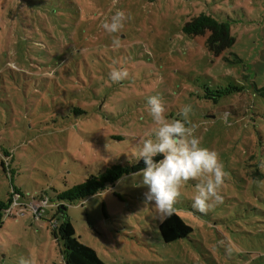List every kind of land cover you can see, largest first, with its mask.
<instances>
[{
	"label": "rangeland",
	"instance_id": "obj_1",
	"mask_svg": "<svg viewBox=\"0 0 264 264\" xmlns=\"http://www.w3.org/2000/svg\"><path fill=\"white\" fill-rule=\"evenodd\" d=\"M117 10L126 19L108 33L102 24ZM202 13L230 24L235 42L217 56L209 33L182 32ZM113 68L128 76L112 82ZM262 87L264 0H0V201L17 204L0 228V264H65L61 204L104 264H264ZM153 95L168 121H186L218 153L224 171L223 200L206 214L192 207L200 179L181 185L175 213L193 231L168 244L163 219L143 203L140 172L85 200L53 197L135 163L157 127L146 104ZM42 193L49 203H39Z\"/></svg>",
	"mask_w": 264,
	"mask_h": 264
},
{
	"label": "clouds",
	"instance_id": "obj_2",
	"mask_svg": "<svg viewBox=\"0 0 264 264\" xmlns=\"http://www.w3.org/2000/svg\"><path fill=\"white\" fill-rule=\"evenodd\" d=\"M125 19V12L117 10L102 27L108 33H116ZM113 47H119L118 40H113ZM127 76L126 69L113 68L109 72L112 82L122 81ZM146 104L157 127L148 134L149 138L140 141L135 151V164L141 161L144 164L137 184L147 189L143 194L144 205L153 207L159 218L165 219L175 212L174 204L180 195L181 185L199 178L200 182L195 184L192 207L206 214L215 206L213 201L219 203L223 200L218 193L224 183V171L218 153L202 147L199 138L193 135L194 128L187 126L186 121H168L158 96L148 97ZM190 111L191 106L186 105L181 108L180 114L187 117ZM20 264H27V261L21 259Z\"/></svg>",
	"mask_w": 264,
	"mask_h": 264
},
{
	"label": "trees",
	"instance_id": "obj_3",
	"mask_svg": "<svg viewBox=\"0 0 264 264\" xmlns=\"http://www.w3.org/2000/svg\"><path fill=\"white\" fill-rule=\"evenodd\" d=\"M182 32L188 37H197L209 33L205 45L207 50L216 56L230 48L235 42L230 33L229 23L219 22L212 16L204 13L190 18L183 26ZM255 91L256 94L264 99V87L256 88ZM159 158L156 157V159ZM143 167V161L138 164L134 163L126 166L120 164L112 165L99 174L89 176L84 182L78 185L72 186L62 192L54 191L53 197L59 203H72L85 200L103 192L108 186H113L124 176L140 172ZM39 197L40 200L46 199L48 203L50 202V198L45 193H42ZM11 205V197L6 201H0V228L4 223L5 213L10 209ZM62 206L64 205H56V210L57 213L63 216V221L57 229V234L64 247V263L104 264L93 249L81 244L76 238L72 223L61 210L63 208ZM158 231L162 241L168 244L188 238L193 230L174 212L171 216L163 219L159 224Z\"/></svg>",
	"mask_w": 264,
	"mask_h": 264
},
{
	"label": "built area",
	"instance_id": "obj_4",
	"mask_svg": "<svg viewBox=\"0 0 264 264\" xmlns=\"http://www.w3.org/2000/svg\"><path fill=\"white\" fill-rule=\"evenodd\" d=\"M39 203H42V204H47L48 203V201L45 199V200H40V202ZM15 205H17L16 204V202H12V205H11V207H10V209L9 210H7V212H6V214H10L11 212H12V210L14 209V206ZM56 208V207H55ZM43 210L42 209H40V211L39 212H42ZM33 213H34V215H36V212H35V210H33ZM16 215L17 216H20V215H22V212H20L19 211V213H16ZM39 217V216H38ZM37 217V218H38ZM36 218V217H35ZM36 218V219H37Z\"/></svg>",
	"mask_w": 264,
	"mask_h": 264
},
{
	"label": "water",
	"instance_id": "obj_5",
	"mask_svg": "<svg viewBox=\"0 0 264 264\" xmlns=\"http://www.w3.org/2000/svg\"><path fill=\"white\" fill-rule=\"evenodd\" d=\"M63 208L62 209H65V207L64 206H62Z\"/></svg>",
	"mask_w": 264,
	"mask_h": 264
}]
</instances>
